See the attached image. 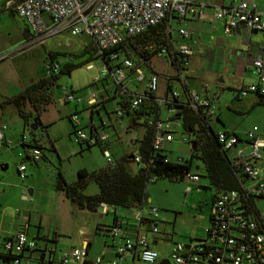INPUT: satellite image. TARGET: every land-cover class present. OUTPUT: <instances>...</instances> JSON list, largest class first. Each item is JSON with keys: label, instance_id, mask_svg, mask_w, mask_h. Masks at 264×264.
I'll return each instance as SVG.
<instances>
[{"label": "built area", "instance_id": "1", "mask_svg": "<svg viewBox=\"0 0 264 264\" xmlns=\"http://www.w3.org/2000/svg\"><path fill=\"white\" fill-rule=\"evenodd\" d=\"M5 10L21 17L27 26L28 34L15 48L0 50V61L21 51L30 44L41 43L61 31L70 34L85 32L90 38V44L96 53H107L100 59L87 90L82 94L75 93L71 86L61 85V96L65 101L85 104L90 110L104 108V102L113 99L116 103L114 113L122 116L126 111L137 108L146 98L153 97L156 107L145 117L146 125L151 127V146L156 150L164 148V144L174 139L171 122L178 106L186 102L200 115L207 117L211 112V104L207 97L186 87L187 68L193 50L186 41H174L172 34L167 43L160 44L151 57L164 60L173 69V78L181 86V93L167 87L165 93L158 91V74L153 67L149 68L150 59L145 62L136 61L129 56L117 57L116 52L108 49L120 42L126 35L141 32L150 25L164 19L170 26L173 16L182 17L186 14L202 15V4L195 6L188 0H0V11ZM264 14L255 9V3L249 0H235L227 5L214 8L213 16L221 19L223 31L229 33L239 24L238 30L246 32L255 30L264 39ZM179 37L188 36L184 27L176 28ZM147 48H152L151 44ZM71 54L64 58L46 59L42 65L44 75L57 74L60 68L72 62ZM175 61V62H174ZM174 62V63H173ZM250 64L256 74L255 81L241 85L238 94L255 92L264 95V54L259 53L250 59ZM92 67V63H86ZM132 81L137 85L143 82L141 89H132L127 85ZM129 94L123 98L125 102L118 104L120 95ZM72 125V133L76 141L86 144H100L102 154L107 164L114 163L106 142L110 132L103 122L91 124L86 129L80 121L77 111L68 114ZM4 124L0 130V144H9L3 135ZM44 132V128H41ZM216 141L224 149V154L232 165L242 174L239 178V188L215 191L210 203L209 223L205 227L203 237L189 236L185 240H174L165 258H158L157 251L151 246L146 234H158V208L153 205H139L133 208L131 236L125 237L115 245V253L123 258L128 257L127 264H133L134 258L148 264H264V209L261 211L255 204V199L264 197V176L260 174V161L264 159V138L256 133V126L246 130L241 138L234 132L219 130L215 132ZM21 135L19 142H24ZM180 141H189L184 134L178 137ZM131 162L135 167H146L140 151L134 147L130 150ZM42 156L41 149L36 145L30 149V158L38 160ZM186 157L174 159L184 162ZM24 164L17 166V172L23 177ZM197 174L187 171L183 179L195 181ZM245 179L248 182H245ZM189 186L186 187V190ZM20 197L29 199L25 190ZM115 205L100 201L97 209L106 212ZM145 208V211H144ZM122 220L115 218L107 227L111 235H121ZM142 226H145L146 231ZM34 238H29L22 226L5 238L0 247V262L9 264H26L29 256L24 250L36 249ZM34 249V250H33ZM57 254L56 260L61 264H98L102 255L87 257L85 246H74L63 250H54L45 246L35 256L37 264H45L52 253ZM107 264H115L109 260Z\"/></svg>", "mask_w": 264, "mask_h": 264}, {"label": "rangeland", "instance_id": "2", "mask_svg": "<svg viewBox=\"0 0 264 264\" xmlns=\"http://www.w3.org/2000/svg\"><path fill=\"white\" fill-rule=\"evenodd\" d=\"M0 20V31L7 29L11 36H15V33L21 28V21L16 16L3 14L0 16ZM174 25L175 22H172V31L175 30ZM185 25L188 26L189 23L187 22ZM89 40L90 38L85 32L70 34L68 31H61L47 37L41 43L30 44L0 61V78L11 79L16 75L19 76L20 72L23 73V77H28L34 71H36V76H41L43 74L42 65L46 59L50 58L48 51L53 52L56 59L71 54L72 63H78L82 57H88L87 52H84L83 55L78 52ZM19 44L21 41H11L6 49L15 48ZM160 61L164 62L161 58L153 60L159 70L162 69L164 73H169L172 69L168 65L166 66L167 63L163 65ZM86 63H92V67H86ZM99 66L100 59L94 57L74 67L69 74L60 72L56 76L55 82L49 87V101L41 102L36 109L28 101L25 102L26 111L31 110L28 114V123L33 118H37L40 123L32 131L24 130L26 136H29L30 133L36 135L38 140L36 146L41 149L45 156H41L37 161L25 159L24 153L20 155L17 153L16 147L20 148L21 146V144L19 145L20 136L18 135L16 138L12 135L17 131L16 121L12 117V113L9 112L10 103H1L6 96V93L1 91L8 92V89H0V130L4 124V132L9 131L11 133L10 138H7L9 144H0V163H7L4 170L0 168V175L6 174L9 183L18 186L10 190L9 195L11 197H15V195L17 197L23 189L28 193L29 184L27 180L34 182L37 191L31 194L27 201L17 200V202L22 208L28 203L33 206V220L36 221V218L40 217L42 229L51 228L59 221L72 230L82 225L85 230L81 228L80 232L84 233L85 231L91 239L89 258L104 253L106 260H116L117 264H124V260L115 254V248L113 250L110 245L104 247L102 244L104 237L95 230V225L99 221L104 224L112 223V209L109 208V211L104 213L99 209L91 211L78 208L54 185L57 171L61 173L65 181L72 182L76 179L77 169L85 168L91 171L107 164L99 145L94 144L88 147L84 142L79 143L75 140L72 125L68 119V114L74 110L75 102L65 101L61 96L60 89L61 85H67L71 86L77 94L84 93L90 86L91 78ZM165 66L166 68H164ZM186 79L192 85L196 84L197 89L207 95L202 94L210 100L214 110H217L218 107L223 109V116L234 125L235 130L245 134L246 130L256 126L258 131L264 133V106L260 102L254 103L252 101L256 97L253 93L236 96L234 84L240 80L238 77L227 76L222 72L206 71L203 69L202 63H199V60H195L194 57V61L188 68ZM15 83L13 82L12 85ZM142 85L143 82H139L134 87L141 89ZM161 87L162 82H160L158 90ZM76 104L80 108L78 115L81 124L86 128L85 123L88 118L85 116L81 104ZM104 104L105 109L102 107L99 112H95L94 120L96 124L103 122L105 128L110 132L108 149L112 156H119L124 151L131 150L136 144L135 139L139 138L145 131L144 117L136 116L135 122H132L129 120V114L115 115L116 103L113 99L106 100ZM41 125L46 126L45 132H42ZM171 127L174 130V139L165 143L163 151L170 159L189 156L191 154L190 141L183 142L178 140V137L184 134L190 138V135L182 132L179 120L171 122ZM20 163L25 165L23 177H20L16 170ZM131 168L135 169L133 163ZM189 171L197 174L195 181L160 176L155 180L150 179L145 187L146 205H153L158 208L156 217L161 220L158 221L160 234L161 232L172 234L174 240H185L193 235H196L194 237H203L206 234L205 227L209 223L210 200L215 193V188L210 185L202 161L198 157L192 156ZM187 186H189L188 190H186ZM97 189V184L90 180L83 188V192L91 194ZM255 203L259 210L264 209V197L255 199ZM115 213L119 216L118 218L128 217L129 220H133L130 208L117 205L115 206ZM72 219L75 220V223H71ZM30 225L31 229L35 228L36 222H31ZM105 237L110 238V236ZM153 247L157 251L158 258L167 257L169 247L165 241L154 243ZM29 262L32 264L33 261L30 260ZM56 262L45 264H61L57 260ZM133 264L148 263L135 258Z\"/></svg>", "mask_w": 264, "mask_h": 264}, {"label": "crops", "instance_id": "3", "mask_svg": "<svg viewBox=\"0 0 264 264\" xmlns=\"http://www.w3.org/2000/svg\"><path fill=\"white\" fill-rule=\"evenodd\" d=\"M188 1L195 6H199L200 4H202V15L197 16L195 14L188 13L185 16H182L179 18L176 16H173L170 20V25H172V22H175V25H174L175 30L172 31L171 29L172 39L174 41L188 42V44L193 50L192 54L190 55L189 66L194 61V57H195V60L197 61L199 60V63H202L203 69L206 71H212L216 73L222 72L223 74H226L227 76L233 75L235 77H238V79L240 80L236 84H234L235 85L234 88L236 89L235 91L236 96H245L249 93H253L256 95V97H254L252 101L254 103L260 102L264 106V95H259L255 92H247L244 95H240L238 94V91H237L241 85L255 81L256 79V74L252 69V66L250 64V59L252 56L257 55L259 53L264 54V39L262 38L261 33L259 31H253V30L248 31V32L244 30H238V31L232 30L229 33H225L223 31L222 20L215 18L213 16L214 8L220 5H227L235 0H188ZM249 1H253L255 3L256 10L258 11L264 10V0H249ZM3 14H9V15L18 17L12 12L1 10L0 16ZM262 15L264 16V14ZM18 18L21 21L20 22L21 28L17 33H15V36H11L7 29H3L2 31H0V50L6 49L9 45V42L11 41L13 42L22 41L25 38V36L28 34V29L25 24V21L21 17H18ZM187 22L189 23L188 26L185 25ZM178 27H184L188 32V36L179 37L176 32V28ZM154 59H157V57L153 56L150 58L149 68L153 67L156 70L158 77H159L158 86L160 82H162V87L160 88V90H158L159 93L160 94L165 93L168 84L170 85L171 88L181 93L182 92L181 86L178 84L177 80L173 78L172 67L166 64V66L168 65L172 70L169 73H164L162 69L159 70L157 68V66L153 62ZM161 63H163L164 65V63L166 62L164 61ZM18 66L20 67V65ZM166 66L164 68H166ZM188 68H187V71H188ZM35 72L36 71H34L32 75L29 74L28 77H23L22 76L23 73L20 72L19 76L16 75V77H13L11 79L0 78V89L2 90L8 89V92L1 91V92L6 93L5 94L6 96L5 95H2V96H5V97L11 96L19 92L29 83L37 80L40 76L38 75L36 76ZM163 74H165L166 76H164ZM13 82H16L15 85H12ZM185 84L187 88L195 90L200 95L204 94L205 96H207L205 93L197 89L196 84L192 85L189 81H187V79L185 80ZM127 85L132 89H136V87H134L136 85L132 81H128ZM4 98L2 99V101L4 100ZM10 107L11 108L9 112L12 113V117L15 118L16 126H17L16 133L12 135L16 136V138L18 135L21 137V135H25L24 130L29 129V125L25 123L24 119H22V117L18 114L16 108L12 104H10ZM81 108L85 116L88 118V121L85 123L87 126L86 129H88V127L91 124L97 125L94 120V114L95 112H99V110H94V109L90 110L85 104H81ZM104 109H105V104H104ZM211 109H212V112L207 116L206 119H207V123L209 127L214 132L219 131V130H224L228 132H234L238 134L241 138L244 137V134L235 130L234 125L231 122H229L225 116H223L222 108L218 107L217 110H214L211 105ZM24 110L26 111L25 108ZM79 110L80 108L75 103L73 111L78 112ZM26 112L30 114L31 110L29 109ZM129 120H131L132 122H135V120L131 119V116L129 117ZM39 124L40 123H37L36 126ZM110 124L113 125L112 123ZM2 131H3L4 138L6 139L10 138L11 133L9 131H6V132H4V130ZM45 131H46V126H45ZM256 133L264 138V133H262L261 131H258L257 127H256ZM109 139H108V142H109ZM37 142L38 140L34 133H30L29 136L25 135L24 142L19 143V145L21 144V146L20 148L17 146L16 151L19 155L24 153L25 159H31L30 149L32 148V146L37 145L38 144ZM108 142H107V147L109 146ZM128 152L124 151L123 153H128ZM42 156L45 157L43 153H42ZM113 157L114 158L118 157V155H113ZM259 163H260V168H261L260 174L264 176V159L261 160ZM0 167H2L3 168L2 170H4L7 167V163H0ZM24 169H25V165H24ZM16 170H17V167H16ZM3 175L2 174L0 175V247H1L3 240L9 237L12 234V232L17 228V226H22L25 229L27 236L29 238L35 239L36 247H37L34 251L24 250L23 254L25 256H29L28 258L25 259L26 264H29L30 260L33 261L32 264H37L35 256L39 253V250L45 246H50L54 250H58V249L63 250V249H68L74 246H85L87 257H88V253L90 251V246H91V239H90V236L85 233V231L84 233L80 232L81 228L85 230L84 226L79 225L77 228H74L72 230L70 229V227H66V224L63 225L62 222L59 221L55 223V225L51 228L42 229L40 217L36 218V221L35 219L33 220L34 218L33 206L28 203L24 205V207L22 208L20 207V204L17 202V200L18 201L23 200L20 197L22 191L17 195V197L16 195L15 197L14 196L11 197L9 195L10 190L13 188H17L18 186L15 184H10L8 181L9 179L7 178L6 174H3ZM246 180L247 179H245V182ZM27 183L29 184V187L27 188V192H28L27 194L28 196H30L31 194L37 191L35 189L37 187H35L34 182L30 180H27ZM29 191H30V194H29ZM213 195L211 197V200L213 198ZM27 200H23V201H27ZM130 209L132 210V215H133L134 210L133 208H130ZM22 210H24V213H21ZM108 211H109V208L104 213H107ZM112 213H113V221H114L116 217L117 218L119 217L115 213V207L114 209H112ZM209 213H208V222H209ZM119 219L122 220L121 228L123 231L121 235L109 234V232L107 231V227L110 224H104V223H101L100 221L96 223L95 230L97 232H100V234H102V236L104 237L102 239V244L104 245V247L106 246L108 247V245H110L112 246L114 250V247L116 244L122 242V240L125 237H130L132 235L131 229H132L133 220H129L128 217L119 218ZM31 222L33 223L36 222L35 228L33 229H31L30 227ZM72 222L75 223V220L72 219L71 223ZM142 227L146 231L145 226H142ZM146 234L150 238V244L152 247L154 243H157L160 241H165L167 246L170 247L171 243L174 241L172 234H168L167 232H164V233L161 232L160 234V231H159V233L155 235L147 232ZM105 236H110V238L107 239ZM194 236L196 235H193L192 237ZM100 255H102V258L98 264H107L109 259L107 260L105 259L104 253H101ZM56 258H57V254L54 252L50 255V259L46 261L45 263H57ZM122 260H124L125 262L124 264H127V262L129 261L127 256H124ZM0 264H9V263L7 261H2L0 262ZM115 264H117L116 260H115Z\"/></svg>", "mask_w": 264, "mask_h": 264}, {"label": "trees", "instance_id": "4", "mask_svg": "<svg viewBox=\"0 0 264 264\" xmlns=\"http://www.w3.org/2000/svg\"><path fill=\"white\" fill-rule=\"evenodd\" d=\"M170 36V26L162 19L139 33L126 35L120 42L109 48L108 52L114 51L117 57L129 56L136 61L142 60L147 63L146 61L151 58L155 49L160 44L167 43ZM149 44L152 48H147ZM84 52L88 53L87 58L82 57L78 63L69 62L64 64L57 74L47 76L42 74L37 80L29 83L19 92L5 97L2 102L12 104L25 123L29 125L31 122L28 123V113L24 110L26 101L34 109L38 108L41 102L49 101V87L55 82V78L60 72L69 74L74 67L81 63L94 57L102 58L107 53V51L96 53L90 44V40L84 44L78 53L83 55ZM48 54L50 55L49 59L54 58L53 52L49 51ZM167 87H170V85L168 84ZM128 97H130L129 94L120 95L118 104H123L125 101L122 99ZM155 107V100L149 96L137 108L131 112H125L131 116L132 120H135L136 116L144 117L145 131L139 138L135 139V147L140 151L143 160L148 162V166L132 169L130 153H123L114 158L112 165L106 164L91 171L85 168L77 169L76 179L72 182L65 181L61 173L57 171L55 188L61 191L78 208L95 210L100 201L115 206L134 208L139 205H146L145 187L150 179L155 180L160 176H166L170 179H183L189 171L192 156H196L202 161L207 179L210 185L215 188V191L239 188V178L242 174H235V171L239 170L238 166L232 165L224 154V149L216 141L215 132L207 123V117L200 115L199 111L193 109L186 102H182L178 106L173 118L180 121L182 132L190 135L188 139L191 154L186 157L184 162H178L168 158L163 149L156 150L152 148L150 142L152 130L151 127L146 125L145 117ZM38 121L36 118L33 125L39 123ZM41 128H44L45 131V125H41ZM29 130L32 131L30 127ZM86 145L89 147L91 144ZM97 145L100 146L102 151V146ZM90 180L97 184L98 189L94 193L87 194L83 192V188Z\"/></svg>", "mask_w": 264, "mask_h": 264}, {"label": "water", "instance_id": "5", "mask_svg": "<svg viewBox=\"0 0 264 264\" xmlns=\"http://www.w3.org/2000/svg\"><path fill=\"white\" fill-rule=\"evenodd\" d=\"M239 24H241V22H240ZM239 24H238L237 26H235V28H234L235 31H238ZM253 31H255V30H253ZM35 122H36V118H33V119L31 120V123L29 124V127H30L31 129H33V128L36 127V125H33ZM191 144H192V143H191ZM0 168L3 169L2 167H0ZM29 194H30V191H29ZM21 213H24V210H22Z\"/></svg>", "mask_w": 264, "mask_h": 264}]
</instances>
